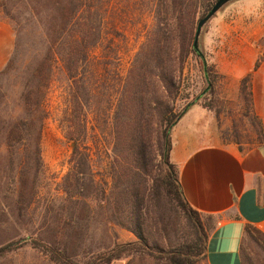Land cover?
Segmentation results:
<instances>
[{
    "label": "rangeland",
    "instance_id": "374dc122",
    "mask_svg": "<svg viewBox=\"0 0 264 264\" xmlns=\"http://www.w3.org/2000/svg\"><path fill=\"white\" fill-rule=\"evenodd\" d=\"M165 1L88 0L98 40L83 69V109L86 141L93 150L92 175L104 189L103 194L98 193V200H90L87 177L77 196L68 198L63 191L74 143L64 133L72 83L59 58L52 63L45 96L48 117L39 144L40 165L34 159L35 145L23 139L8 144V128L23 112L26 67L44 54L50 38L48 9L52 0H0V41L11 38L7 58L0 63V247L37 236L84 261L114 241L124 242L134 236L111 213L112 131L107 115L152 25L156 4L165 10ZM199 46L214 67L213 92L205 90L200 65L190 56L185 62L177 107L190 101V108L209 106L202 108L211 115L213 131L222 142H234L242 148L264 143V62L253 70L264 51V0L226 4L204 25ZM11 58L10 69L4 70ZM249 72V79L243 82ZM162 210L171 221L167 233L160 234L163 243L167 238L178 243L190 237L191 229L183 216L168 205ZM258 243L248 236L244 240V254L250 264H264V246ZM0 264L56 263L37 249L24 246L7 253Z\"/></svg>",
    "mask_w": 264,
    "mask_h": 264
},
{
    "label": "trees",
    "instance_id": "16d2710c",
    "mask_svg": "<svg viewBox=\"0 0 264 264\" xmlns=\"http://www.w3.org/2000/svg\"><path fill=\"white\" fill-rule=\"evenodd\" d=\"M214 2L166 0L165 10L160 3L156 4L152 25L130 62L114 107L107 115L112 131L111 213L114 220L135 238L114 241L110 247L79 261L64 247L37 236H27L1 246L0 259L11 251L30 246L56 264H110L115 260H124L125 264H207V239L213 226L211 215L202 214L187 201L178 166L170 160V151L171 131L193 102L177 107L185 62L190 56H194L200 65L205 90L208 94L213 92L214 67L206 61L201 50L194 48V40L199 20ZM91 10L88 0H52L48 9L52 20L50 38L44 54L26 67L23 112L8 128L7 139L8 144L23 139L35 145L34 159L40 165L39 144L48 117L45 96L52 63L59 58L72 83L64 133L74 143L63 191L68 198L77 196L83 186L82 180L87 177V198L98 200V193L103 194L104 189L92 175L93 150L86 141L82 94L83 69L98 40ZM263 62L264 51L255 61L253 70ZM11 65L12 58L4 70H9ZM250 75L251 72L247 73L242 81L248 80ZM202 107L210 109L205 104ZM163 205L186 219L191 229L190 237L178 243H172L169 238L162 242L160 234L167 233L171 224L164 217ZM244 230V240L248 236L264 246V234L259 229L246 224ZM241 261L250 264L244 254V242Z\"/></svg>",
    "mask_w": 264,
    "mask_h": 264
},
{
    "label": "crops",
    "instance_id": "0c3cea01",
    "mask_svg": "<svg viewBox=\"0 0 264 264\" xmlns=\"http://www.w3.org/2000/svg\"><path fill=\"white\" fill-rule=\"evenodd\" d=\"M10 43L11 38L0 41V63L6 60ZM171 139L170 160L178 166L187 201L211 215L207 264H242L245 225L264 234V143L242 148L222 142L213 131L211 115L198 105L175 124Z\"/></svg>",
    "mask_w": 264,
    "mask_h": 264
},
{
    "label": "water",
    "instance_id": "95a60500",
    "mask_svg": "<svg viewBox=\"0 0 264 264\" xmlns=\"http://www.w3.org/2000/svg\"><path fill=\"white\" fill-rule=\"evenodd\" d=\"M235 0H215L211 8L207 13L199 20L195 33L194 48L200 52L199 42L201 40L202 29L204 25L212 18L220 9H222L226 4Z\"/></svg>",
    "mask_w": 264,
    "mask_h": 264
}]
</instances>
